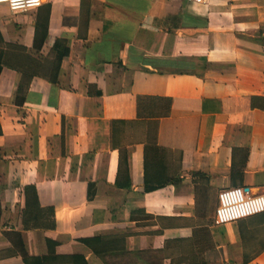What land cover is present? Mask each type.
<instances>
[{
  "label": "crops",
  "instance_id": "0c3cea01",
  "mask_svg": "<svg viewBox=\"0 0 264 264\" xmlns=\"http://www.w3.org/2000/svg\"><path fill=\"white\" fill-rule=\"evenodd\" d=\"M229 188L264 194V0L0 5V264H264Z\"/></svg>",
  "mask_w": 264,
  "mask_h": 264
},
{
  "label": "built area",
  "instance_id": "2783aa9c",
  "mask_svg": "<svg viewBox=\"0 0 264 264\" xmlns=\"http://www.w3.org/2000/svg\"><path fill=\"white\" fill-rule=\"evenodd\" d=\"M203 4L207 0H189ZM10 12L17 15L36 11L44 5L43 0H0ZM219 205L216 210L217 225H227L264 213V194L251 195L242 188H229L220 192Z\"/></svg>",
  "mask_w": 264,
  "mask_h": 264
},
{
  "label": "trees",
  "instance_id": "16d2710c",
  "mask_svg": "<svg viewBox=\"0 0 264 264\" xmlns=\"http://www.w3.org/2000/svg\"><path fill=\"white\" fill-rule=\"evenodd\" d=\"M64 55H62L61 58H63ZM60 58V59H61ZM25 196H26V207H27V211H29V214L30 213H33V209H34V213H35V208L34 207H37L38 208V196H37V192H36V189L35 187H28L26 188L25 190ZM89 198H92V196L89 195ZM48 212H50V215H51V218L54 219V211H46V214L48 215ZM37 217H38V214H34L33 216V220H37ZM25 226H26V222H25ZM27 227V226H26ZM157 255L153 254V256H148L147 254H144V253H139L137 254V258L141 260H143L144 258H146V261L149 262V264H158L159 262V254L156 253ZM4 258V255L0 254V259ZM26 260V258H25ZM158 260V261H157Z\"/></svg>",
  "mask_w": 264,
  "mask_h": 264
},
{
  "label": "bare ground",
  "instance_id": "6f19581e",
  "mask_svg": "<svg viewBox=\"0 0 264 264\" xmlns=\"http://www.w3.org/2000/svg\"><path fill=\"white\" fill-rule=\"evenodd\" d=\"M43 1H45V0H43Z\"/></svg>",
  "mask_w": 264,
  "mask_h": 264
}]
</instances>
